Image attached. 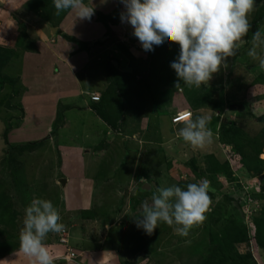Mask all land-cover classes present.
I'll return each instance as SVG.
<instances>
[{"label":"rangeland","instance_id":"374dc122","mask_svg":"<svg viewBox=\"0 0 264 264\" xmlns=\"http://www.w3.org/2000/svg\"><path fill=\"white\" fill-rule=\"evenodd\" d=\"M2 3L12 24L0 23V46L6 48L2 54L14 55L3 70L13 83L0 89V241L11 245L0 264H31L19 251V232L33 198L51 201L65 226L44 241L54 264H72L74 252L80 264H96L105 251L111 253L105 264H206L220 250L211 246V235L230 221H240L249 234L234 246L237 264L251 263L241 259L251 256L252 264H264V240L256 238L257 222L264 220V69L247 55L251 43L241 44L208 85L176 88L170 64L178 45L145 53L119 19V0H92L90 23L70 11L57 15L52 0ZM255 6L246 41L258 29L264 32V0ZM76 45L78 52L102 48L89 66L72 69L83 90L101 89L100 101L71 107L89 103L90 95L80 94L77 84L76 100H64L59 87L47 103L49 112L45 105L33 113L41 104L36 98L61 83L56 73V82H46L53 68L60 69L53 57ZM26 53L33 57L25 68L20 62ZM257 53L264 55V49ZM64 73L70 74L68 68ZM94 107L117 118H111L113 128ZM181 112L208 117L212 139L202 149L179 137L184 125L172 119ZM10 145L16 148L7 152ZM201 179L209 182L210 204L205 221L187 236L163 223L151 235L136 227L141 202H151L158 188H185Z\"/></svg>","mask_w":264,"mask_h":264},{"label":"clouds","instance_id":"9594fccd","mask_svg":"<svg viewBox=\"0 0 264 264\" xmlns=\"http://www.w3.org/2000/svg\"><path fill=\"white\" fill-rule=\"evenodd\" d=\"M56 14L72 12L77 20L90 21L95 8L92 0H52ZM123 11L119 15L122 24L132 29L141 49L154 54L168 44L179 47L178 57L170 67L175 72V87L201 88L208 85L222 69L228 68V58L238 54L241 44L251 43L247 55L258 60L264 69V32L257 30L246 41L251 28L250 14L256 0H119ZM97 97V100H94ZM99 101V95L91 98ZM182 113V112H181ZM177 115V114H176ZM174 119V118H173ZM172 119V122H173ZM183 124L178 135L193 148L202 149L211 142L212 132L208 117H192L184 112ZM209 182L201 179L185 188L177 185L160 187L151 197V202H141V215L136 218V227L151 235L163 223L181 237L189 234L195 225L202 224L210 204ZM58 209L49 200L33 198L24 210V219L19 232V251L30 258L31 264H54L45 238L49 233L64 230ZM111 253L105 251L96 264H105Z\"/></svg>","mask_w":264,"mask_h":264},{"label":"crops","instance_id":"0c3cea01","mask_svg":"<svg viewBox=\"0 0 264 264\" xmlns=\"http://www.w3.org/2000/svg\"><path fill=\"white\" fill-rule=\"evenodd\" d=\"M2 1L3 0H0V23L1 22H3V21H5L6 22V25L7 26H10L12 23H10L12 20V15H11V11L9 10V8L8 7H6V6H4V4H6V3H2ZM3 4V5H2ZM87 20H85V23H87L86 22ZM88 23H90V21L88 22ZM75 37H77L78 39H82V40H85V41H93V40H98L99 38L98 37H92V38H89V39H85L86 37H82V38H80V36H76V35H74ZM47 41V40H46ZM49 42V41H48ZM80 42H82V41H80ZM50 43H53V42H50ZM43 44H46V43H44L43 42ZM61 44V46L62 47H64V45H63V43H60ZM46 45H49V46H54V45H52V44H46ZM97 47H95L94 45H92L91 47H90V50L91 49H93L92 51H91V53L89 52V50H88V52H78L77 50V45H76V47H75V49L73 48V52H69L70 50H72V49H70V50H65L64 49V51L63 52H66L65 54H63V55H60V54H57L60 58L58 59L56 56L55 57H53V60H54V58L56 59L55 60V62H57L58 63V65L60 66V69L58 70V71H56V68H53V72L51 73V77H48V76H46V82H51V81H53V82H56L55 81V79H54V76H55V73H56V75H58L57 76V79H59L60 81H61V83H58L59 85H58V87L57 88H53V87H51V89L49 90V92L48 93H44V94H42V95H44V96H38V97H42L43 99H40V98H36V101L35 102H41V104H39V106L34 110V111H37V112H33V110L32 111H29L28 113H27V117L26 118H24V119H27L28 117H29V115H30V113H37V114H39L41 111H44V110H42L44 107H45V105H47V109H48V111H46V113H48L49 112V108H51L50 106H49V104H47V103H49V101H50V103H51V101L52 100H54V93H55V90L56 89H58L59 87H60V96H62L63 97V99H64V97H67V98H65L64 100H66V99H68V100H70V101H72V100H76L75 98H77L80 94H87V95H90L89 97H90V100H91V98H92V96H94V95H97L98 94V91H100L101 89H99L98 91H87V90H83L82 88H81V86L79 85V79H78V76H77V74H75V73H73L74 71H72V69L75 67V66H77V65H79V64H81V63H83V64H88V66L94 61V59L96 58V56H98L99 54H101L102 53V51H101V47H98L97 49H96ZM68 51V52H67ZM82 51H87V49H83ZM73 53V54H72ZM33 54V53H32ZM32 54L31 53H26V54H24L23 56H21V62H20V64L21 65H23L24 67L25 66H27V60L28 59H31L33 56H32ZM75 56V59L73 58ZM85 57H87V58H85ZM82 61V62H81ZM55 67H58L57 65L55 66ZM26 68V67H25ZM65 68H68V70H69V72H70V74L68 73V74H66L65 75ZM24 70V69H23ZM60 70H62L63 72H62V75H61V73L59 72ZM56 77V76H55ZM71 77H72V79H71ZM56 79V80H57ZM34 82V81H33ZM75 82V83H74ZM78 84V85H77ZM75 85H77L78 86V89H79V91L81 92L80 94H77L76 95V93H77V88H75L74 86ZM95 92H97V93H95ZM88 101L89 100H87V101H83L82 103H81V105L80 106H78V105H76V104H71L70 103V106L71 107H76V108H80V109H86L87 107H89L90 105V103L92 102V101H90L89 103H88ZM53 103V102H52ZM37 106V103L36 104H34V107H36ZM39 107H40V110H39ZM53 107V106H52ZM86 107V108H85ZM19 109V108H18ZM90 109V108H89ZM39 111V112H38ZM90 111V110H89ZM50 115H52L51 117L53 118V116H54V114L51 112V114ZM20 116L21 115H17L16 117H14L13 116V118H15V119H18L19 120V118H20ZM181 125H184V124H181ZM178 127H180V125L178 126ZM183 127V126H182ZM17 130H19V129H17Z\"/></svg>","mask_w":264,"mask_h":264},{"label":"trees","instance_id":"16d2710c","mask_svg":"<svg viewBox=\"0 0 264 264\" xmlns=\"http://www.w3.org/2000/svg\"><path fill=\"white\" fill-rule=\"evenodd\" d=\"M2 49H6V48H2L0 46V89H2L5 85H11L13 83V81L7 77H5V75H3V70L4 68L7 66V64L9 63L10 59L12 58V56L14 55L13 53H9L8 54H2L3 51ZM13 54V55H12ZM128 75V74H127ZM130 76V75H129ZM100 97H99V101H100ZM97 101V102H99ZM96 103V102H93ZM98 107H94L91 108L95 114H97V116L104 120V122L109 125L110 127L113 128V126L111 125L112 121L111 118H114L115 116L112 117H106V115L101 112V110H97L95 109ZM114 120L116 121L117 118ZM226 129V125L223 123L221 126V130L222 129ZM16 147L13 146H9L7 152L15 150ZM243 224H241L240 221H230L229 224H227L226 228H224L223 231H220L217 234H212L210 237V244L212 247H219L220 250L218 252V254L214 253L213 257L210 256V258L206 261V264H237L238 263V259L237 255L238 253H236L234 246L236 244H240V243H245L248 241L249 239V234H248V230L247 228L244 226ZM258 237V241L260 243V240H264V220L258 221L257 222V228H256V238ZM10 241L5 240L0 241V258L4 257L5 255L8 254L7 250L10 251L11 245L10 243H8ZM250 242V240H249ZM262 245V243H261ZM234 252V254H229L230 252ZM216 252V251H215ZM243 260H245L246 262L250 260H252L251 263H246V264H252L253 263V258L251 257H245L241 258Z\"/></svg>","mask_w":264,"mask_h":264},{"label":"built area","instance_id":"2783aa9c","mask_svg":"<svg viewBox=\"0 0 264 264\" xmlns=\"http://www.w3.org/2000/svg\"><path fill=\"white\" fill-rule=\"evenodd\" d=\"M97 99H98L97 97H94V100H97ZM183 113H184V112H183ZM181 114H182V113H178V114L176 115V117L173 119V123H174V124H176V123H178V122L181 121V119H180ZM62 242H63V241H62ZM63 243H65V242H63ZM73 254H74L75 258H72L73 261H74L72 264H80V260L77 259V258H78L77 254H76L75 252H74ZM72 256H73V255H72ZM76 256H77V257H76Z\"/></svg>","mask_w":264,"mask_h":264},{"label":"water","instance_id":"95a60500","mask_svg":"<svg viewBox=\"0 0 264 264\" xmlns=\"http://www.w3.org/2000/svg\"><path fill=\"white\" fill-rule=\"evenodd\" d=\"M64 182H66L65 180L62 182V184H64Z\"/></svg>","mask_w":264,"mask_h":264}]
</instances>
